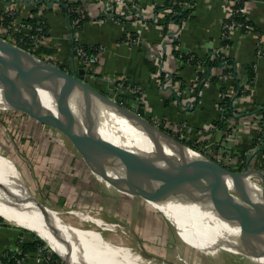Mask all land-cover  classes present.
Returning a JSON list of instances; mask_svg holds the SVG:
<instances>
[{
	"label": "crops",
	"instance_id": "1",
	"mask_svg": "<svg viewBox=\"0 0 264 264\" xmlns=\"http://www.w3.org/2000/svg\"><path fill=\"white\" fill-rule=\"evenodd\" d=\"M70 1L78 2L86 16L74 33L58 0H0V16L9 8L16 9V15L26 24L17 35L18 41L24 45L30 44L35 35L31 19L36 24L44 23L46 42L38 48L39 55L69 70L84 68L75 57V41L90 51L101 48L98 64L93 69L84 68L85 80L95 88L109 96L122 95L133 103L138 102L143 106L146 118L152 122L161 121L175 129L185 126L187 133L190 131L195 138L205 139L209 146L215 145V151L209 154L211 157L219 156V153L223 155L225 148L226 165L231 164L234 168L242 165L243 168L251 158L250 167L263 170L264 151L256 153L258 141H254L247 115L251 112L264 115V0L246 2L247 18L252 21L254 31L236 30L230 37V46L224 50L226 56L235 61L236 67L235 77L229 84V88L234 90L235 116L230 119L231 129L225 135L214 124L220 116L218 101L221 90L209 79L221 68L206 69L203 66L200 69L202 74L197 78L196 67L189 63L181 65V59L175 52L194 53L204 58L220 49L228 0H186L190 7L182 9L189 10L188 15L182 24L170 25L167 31L163 22L169 14L160 8L167 0H131L139 5L141 16L128 18L121 17L128 9L117 5L115 0ZM38 6H44L41 12ZM179 25L182 26L179 34L171 37L170 32ZM258 45L261 55H257ZM253 63L256 76L249 84L246 69ZM226 65L232 67V64ZM236 79L242 85L246 83L249 91L245 95L238 94L234 86ZM27 123V138L20 148L23 153L16 151L12 159L20 171V167L25 170L30 190L34 189L33 186L39 194L44 190V202L53 204L60 199L70 206L77 205L78 209L95 202L121 215L133 213L132 202L124 199L123 190L92 170L69 136L34 118L27 119ZM5 136L0 143H7ZM75 150L80 153L79 159ZM21 181L24 186L21 190L24 188L37 206L24 180ZM146 209L147 240L150 242L147 244L153 243L157 235L159 239L164 238L165 243L170 235L178 237L177 229L161 211L149 204ZM33 240L32 231L0 220V255L17 247L22 250V243ZM44 257V251L38 249L29 252L21 264H47ZM55 264L67 262L62 259Z\"/></svg>",
	"mask_w": 264,
	"mask_h": 264
},
{
	"label": "bare ground",
	"instance_id": "2",
	"mask_svg": "<svg viewBox=\"0 0 264 264\" xmlns=\"http://www.w3.org/2000/svg\"><path fill=\"white\" fill-rule=\"evenodd\" d=\"M63 84L74 111L97 124L103 136L127 148L168 190L166 200L150 202L155 208L162 210L168 219L213 243L226 246L225 250L264 259V255L256 257L243 253L240 242L248 236L256 242L264 241L263 231L255 234L243 232L239 224L223 218L201 182L197 183L189 176L200 172L230 210L229 213L238 219H246L254 216V212L244 201H250L257 210L264 211V191L254 179L256 173L236 175L225 171L207 156L148 126L114 102L90 99L83 89L66 79ZM47 86L46 80L43 84H33L25 73L8 63L0 51V109L29 106L35 110L43 107L52 117L51 109L55 110V105ZM11 93L18 99H12ZM11 167L16 168L11 160L0 155V216L37 232L54 251L70 259L72 264H175L147 258L139 249L126 245L119 238L118 232L123 231L120 224L106 221L87 209L50 208L51 216L45 215L25 189L21 190ZM116 168L124 176L122 168ZM19 177L22 180L21 174ZM236 179L240 180V185L235 183ZM219 183L230 191L239 190L241 195L229 196L220 190ZM176 184L183 186L177 192L173 189ZM30 195L33 197L31 192ZM87 223H93L95 227H85ZM105 232L109 233L108 236Z\"/></svg>",
	"mask_w": 264,
	"mask_h": 264
},
{
	"label": "water",
	"instance_id": "3",
	"mask_svg": "<svg viewBox=\"0 0 264 264\" xmlns=\"http://www.w3.org/2000/svg\"><path fill=\"white\" fill-rule=\"evenodd\" d=\"M0 51L2 52L5 60L21 72L25 73L33 84H38L39 82L43 84V80H46L48 83L47 90L50 92L55 105V110L51 109L52 117H50L43 107H36L35 110L31 109L29 106L16 109L26 111L38 121L48 123L69 136L73 140L77 149L83 154L92 170L106 177L107 180H109V182H111L114 186L122 189L123 191L137 194L151 203L162 202L168 198V190L159 182L153 172L145 164L139 161L123 145L117 144L99 133L97 124L92 123L86 115L78 114L74 111L71 105L70 97H68L63 84L64 79L78 88L83 89L88 94L90 99L100 102L110 100L120 108H123L137 118L141 119L148 126L158 129L160 132L173 138L179 143L184 145L187 144L180 141L169 132L163 130L161 127L155 125L148 117L146 118L144 108L142 105H138V102L135 101L133 103L130 99L122 95L109 96L95 88L90 81L85 80L86 70L84 68L75 67L72 70L66 69L38 54L27 51L21 46L2 37H0ZM12 94L13 93L10 95L12 99H18ZM19 100L22 101V99ZM257 152H260V150ZM208 158L215 164L219 165L223 170L236 175L247 172L256 173L263 184L262 188L264 191V172L250 167L251 158L247 161L243 168L241 167L242 165L234 168L230 165L223 164L216 160L215 157ZM111 164L116 167L120 166L124 172V177H112L109 174V170L114 166ZM189 176L195 179L197 183L201 182L205 192L212 197L218 212L223 218L239 224L243 232L255 234V232L263 231L262 233L264 234V211L256 212L255 205L248 201V203L245 202V205L250 211L254 212V216L246 219H238L237 217L232 216L229 211L225 209L224 202L217 197L216 193L213 192L209 182H205V180H203V175L200 172ZM235 183L240 185V180L236 179ZM180 186L182 185H173L174 191L177 192V190L181 188ZM235 191L238 195H234L230 191H227L226 193L229 194V196L241 195L239 190ZM31 194L39 204L41 211L45 215L51 216L50 207L40 203L33 193ZM160 211L166 216V218H168L162 210ZM24 229L38 234L28 228L24 227ZM38 236L43 239L39 234ZM44 241L48 244L46 240ZM240 242L243 246V250H241L243 253L256 257L264 255V241L256 242L251 240L248 236L242 238ZM57 254L65 262L72 264L70 259L59 253Z\"/></svg>",
	"mask_w": 264,
	"mask_h": 264
},
{
	"label": "rangeland",
	"instance_id": "4",
	"mask_svg": "<svg viewBox=\"0 0 264 264\" xmlns=\"http://www.w3.org/2000/svg\"><path fill=\"white\" fill-rule=\"evenodd\" d=\"M29 118H34V117H32L29 113H27L24 110H20L16 108L10 109V110L0 109V139L3 140V137L5 136L4 133H6L5 137L7 139V143H5L4 141H3L4 144H2V142L0 143V153L10 156V158L8 159L11 160V162H13L16 166V168L14 169L12 167L11 168L13 170L15 178L17 179L19 183V186L20 188L24 187L19 177V174H22L21 179L24 180L25 185L27 186V190L29 189L30 184L26 182L27 178H26L25 170L22 167H20L21 171L24 173L23 174L19 170L17 164L14 162L12 157L15 154V152L18 150L19 151L21 150V152L23 153V150L20 148L23 147L22 144L27 138V136H25V131H26L25 125H28L27 119ZM155 122H161V121H155ZM161 123L164 124V127L161 126L163 130L167 132H169L168 129L176 130V132H173V134L174 136L176 135L175 137L177 139H179L180 141L185 140V141L191 142L193 144L191 147L195 149L196 151L200 152L201 154L211 157L209 154L215 151V145L212 144L211 146H209L208 144H205V139H202V138L198 139L197 137L195 138L194 134L190 131L189 133H187V129L185 126L179 129H175V127L173 128L172 125L165 126V123L163 122ZM43 124L46 126L47 125L50 126L48 123H45V122H43ZM230 129H231L230 125H229V128L227 125L224 128V130L221 129V131L222 132L224 131L223 133L225 135L226 133L229 132ZM226 130L228 131L226 132ZM59 132L62 133L61 131ZM256 146H257L256 148H258L260 152L263 153L264 145L258 142L256 143ZM75 154H76V157L79 159L80 153L77 150H75ZM223 155H226V154L223 153ZM223 155L222 153H219V156L225 162V159H224L225 157ZM216 156H218V154ZM224 162L223 164H225ZM263 171H264V168H263ZM109 174L111 176H116V177L123 176L122 173L116 167L114 169L113 168L110 169ZM254 179L263 187V184L258 176H256V178ZM219 185H220V190H222L223 192L230 191L224 188L220 183ZM33 188L34 189H31V190L29 189V191L33 193V195L37 198V200L40 203L50 208H60V209H65V210L78 209L76 208L77 205L70 206L67 203L65 204V201L63 202L60 199L55 200L53 204H51L50 201L44 202L45 201L44 200L45 197L43 195L44 190H42V194L41 193L39 194L38 191H36L34 186ZM122 192H123L124 199H129L132 202V205L134 207L133 213L130 212V213L121 215L119 213L112 211L111 208L104 207L102 204H98L95 202H91V205L90 204L87 205L86 203V205L82 206V209H87L91 211L93 214L103 218L106 221L115 222V223L120 224L123 230V231L118 232L119 238L121 239V241H123L126 245H129L135 249H139L142 252V254L146 256L147 258L154 257L159 262L175 263V264H264V259L263 260L255 259V258H251L239 252L228 251V250H225L226 246H222L220 244L215 243L217 244L216 246L208 238L171 220L170 218L169 219L167 218V219L177 229L176 231L177 235L181 240L178 237L176 238L175 236L170 235L168 236V239H167L168 241L165 243L164 241L165 239L164 238L159 239L157 235L156 239H153L152 241L153 243L147 244V243H150L149 239L147 240V209H146L147 204H149L155 210H158V209L155 208L150 202L143 199L137 194L129 193L127 191H122ZM230 192L233 193L234 195H238V193L235 190L230 191ZM245 202L246 201H244V203ZM36 204H37L36 207L40 208L37 202ZM225 209L227 208L225 207ZM227 210L230 212L229 209ZM255 211L257 212L259 210L255 208ZM4 221H7V220L4 219ZM8 223H11V222L8 221ZM85 227H95V225L93 223H87L85 224ZM108 234H109L108 232H105V235L108 236ZM36 235L38 236V234ZM47 245L48 247H50L49 244ZM51 249L53 250V248Z\"/></svg>",
	"mask_w": 264,
	"mask_h": 264
},
{
	"label": "built area",
	"instance_id": "5",
	"mask_svg": "<svg viewBox=\"0 0 264 264\" xmlns=\"http://www.w3.org/2000/svg\"><path fill=\"white\" fill-rule=\"evenodd\" d=\"M64 1L71 2L70 0H64ZM240 1L241 0H228L229 9H228L227 17L225 18V20L223 21V24H222L221 48L217 49L215 51L216 55L217 54L219 55V53H224V50L230 46L231 43L230 44L225 43L223 45L222 41L227 40V39H231L230 37H231L232 33H234L236 30H241V31L246 32V33L254 31L253 25L251 23L247 22L248 18H247L246 2L248 0H243L244 4L236 7V5ZM115 2L117 5H121L122 7L128 9V12H123V14H121L122 18H128V17L134 16V15H140L141 16L140 7L137 3H134L131 0H115ZM178 5L181 8L190 7L189 3H187L186 1L185 2L179 1ZM38 8H39L38 11L41 12V10L44 8V6H38ZM76 11L80 16H82V17L84 16L85 12H84V9L82 6H77ZM171 11H172L171 9H166V13L169 15H170ZM237 14L245 15L246 21L241 20V19H236ZM7 18L10 19L9 23L3 24V22H5V20ZM0 23H1L0 24V29H1L0 37L5 38L7 40H10L13 43L18 45L17 35L21 31V28L23 26H25L26 24L24 23V21H21V19L18 18V16L16 15V9L15 8H9L5 14L0 16ZM71 25H72V27H75V29L80 28V25L78 24L77 19H73ZM170 25L176 26L177 23L175 21L171 20ZM181 27L182 26L179 25L177 28L174 29L175 31L170 32V34L172 33L171 37H173V38L176 37L179 34ZM34 31H35V35H33L31 43L25 44L24 46H21V47L27 51H30L32 53L39 55L38 48L43 43L46 42V33H45L44 23L39 22L38 25L34 28ZM100 51H101V48L97 49L96 51H90L89 49H86L84 46H82L80 44L75 45V48H74L75 57L79 60V62L82 64V66L87 70L93 69V67L96 66V64H98ZM261 51H262L261 47H260V45H258L257 46V55H261L262 54ZM223 65H226V64H223ZM202 68H203V65H197V70H200ZM199 77L200 76L197 75V78H199ZM234 77H235V74L233 72H230L229 74L223 75V78L228 83V85H227V90L221 91V93L219 94L218 110H219L220 114L222 112L223 107L220 106L219 103L223 101V99L226 95H233L234 90H231V88H229L230 87L229 84L232 82ZM245 94L246 93H243L242 95H245ZM247 116H248L247 119L250 121V128H252V131L254 133V138L258 139V142H260L264 145V115H262L261 113L259 114L257 112H253L252 114H248ZM154 124L159 126V127H161V126L164 127V124H162L161 122H154ZM261 131H262V133H260ZM215 159L218 160L219 162L222 161L221 163L224 162L220 156H215ZM261 171H263V170H261ZM256 176H258V175L256 174ZM16 251L18 253L22 252L20 247H17ZM24 259H25L24 257L18 259V261H17L18 264H21V262Z\"/></svg>",
	"mask_w": 264,
	"mask_h": 264
},
{
	"label": "trees",
	"instance_id": "6",
	"mask_svg": "<svg viewBox=\"0 0 264 264\" xmlns=\"http://www.w3.org/2000/svg\"><path fill=\"white\" fill-rule=\"evenodd\" d=\"M58 1L60 2L63 10L65 11V14L67 15V17L69 19L70 25H71L73 19H77L78 24L80 26H82L84 20L86 19V16L84 15L82 17L77 13L76 8H77V6H79V3L78 2H68V1H64V0H58ZM179 1L185 2L186 0H167L165 5L160 7L161 9H171L172 10L170 15H167L166 19H164V22H163L165 24V30L166 31L169 29L171 20L175 21L176 23L178 22L179 24H182L183 20L185 19V17L189 13V10H187V9L183 10L178 5ZM242 4H244L243 0H241L236 5V7H238ZM236 19H241V20L246 21V16L241 15V14H237ZM9 20L10 19L7 18L5 20V22H3V24H8ZM31 22L34 24L35 27L38 25L32 19H31ZM247 22H249L253 25L251 20L247 19ZM253 27H254V25H253ZM71 30L74 33L76 29H75V27H72V25H71ZM17 43L20 46H24V44H22L20 41H17ZM225 43L230 44L231 39L223 40L222 44L224 45ZM75 44L77 45L78 43L75 41ZM85 48L88 49L87 47H85ZM175 53H176V56H178L181 59V65L189 63V64L194 65L196 67V69H197V65H203L206 69L207 68L211 69L212 67H215V66L221 68L220 72L214 73V74L209 76V79L213 83L218 85L221 91L227 90V85H228V83L223 78V75L229 74L230 72H234V73L236 72L235 61L233 59L229 58L228 56H226V54H224V53H219V55L218 54L216 55V53L214 51L213 53L212 52L209 53L204 58H201L197 54H194V53H186V52H181L178 50H176ZM227 63L232 64V67L231 66L228 67L227 65H223V64H227ZM197 73H199V76H200L202 74V71L197 70ZM255 76H256V70H255V64L253 63V64L247 66V69H246L247 83L251 84L253 82V80L255 79ZM234 86L237 89L238 94H240V95L243 93H247L249 91L246 88V83H244L242 85V84H240L238 79L235 80ZM233 102H234V95H226L224 97L223 101L219 103L220 106L223 107L222 112H221L222 115L220 114L219 118H217L215 120L214 124L218 128H221L222 130H224V128L227 125H229L230 119L235 116V109H234V103ZM249 114H252V112ZM169 133H171V132H169ZM260 133H262V131ZM172 135H174V134H172ZM257 140L258 139H255L254 141H257ZM182 141L185 144H188L190 146L193 145L191 142H188L185 140H182ZM223 153L225 154V150L223 151ZM262 168H264V167H261V169ZM0 220H4L3 217H1ZM33 234H34V240L33 241H28V242L22 243V252L21 253H18L16 250H7L5 253L0 255V264H18V262H17L18 259H20L22 257L26 258V256L29 254V252H35L38 249H42L44 251V256H45L44 258H45V262L47 264H55V263L62 262V258L56 252H54L50 247H48L47 243L43 239H41L35 233H33ZM20 242H21V239H19V243Z\"/></svg>",
	"mask_w": 264,
	"mask_h": 264
}]
</instances>
